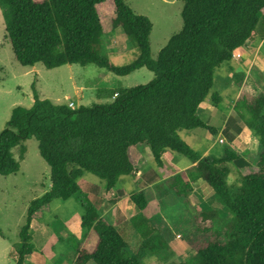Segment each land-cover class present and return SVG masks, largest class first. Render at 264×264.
I'll return each mask as SVG.
<instances>
[{"label":"trees","instance_id":"trees-1","mask_svg":"<svg viewBox=\"0 0 264 264\" xmlns=\"http://www.w3.org/2000/svg\"><path fill=\"white\" fill-rule=\"evenodd\" d=\"M105 1L0 0L4 36L22 66L93 63L115 75L142 66L153 72L145 84L107 91L113 96L108 103L72 108L69 101L53 102L34 91L29 106L11 108L0 129V174L18 171L11 148L18 146L22 158L25 146L21 142L35 138L49 167L50 181L26 208L13 264L25 263L34 249L33 214L53 199L70 197H76L83 209V236L72 247L71 264H145L144 255L160 250H168L171 256L169 241L176 237L175 226L151 213L143 190L129 195L137 208L129 223L140 243L134 254L127 255L121 233L78 183L83 172H89L101 180L109 195L121 176L134 172L143 145L149 146L156 166L161 165L165 149L195 162L191 169L163 180L160 194L172 191L182 205L191 190L188 174L196 173L229 213L225 220L227 214L221 219L213 210L188 212V229L180 236L193 253L185 263L264 264V76L252 81L251 88L244 87L233 104L259 146L253 164L239 171L237 188L227 182V163L237 157L236 152L225 147L220 157L201 156L179 134L195 127L212 130L197 106L206 99L212 104L221 100L213 89L215 71L253 36L264 0H181V28L168 37L155 57L149 44L150 19L135 13L125 0H108L112 3L111 27L121 26L137 49L136 58L124 65L110 63L100 49L104 32L97 7Z\"/></svg>","mask_w":264,"mask_h":264},{"label":"rangeland","instance_id":"rangeland-1","mask_svg":"<svg viewBox=\"0 0 264 264\" xmlns=\"http://www.w3.org/2000/svg\"><path fill=\"white\" fill-rule=\"evenodd\" d=\"M125 2L135 13L146 15L150 19L152 26L149 44L151 56L155 57L168 37L181 28V0H125ZM111 6L112 3L106 0L103 5L97 7L104 32L100 49L110 63L128 64L136 58L137 49L128 40L121 26L111 27L110 18L113 15ZM4 34L0 8V129L5 126L14 105L29 106L32 103L34 91L39 97L48 98L53 102L71 100L75 105H91L112 101L113 96L107 93L110 89L145 84L153 77V72L143 66L125 75H115L93 63L63 64L54 68H46L41 63H36L33 65L36 69L22 66L15 60ZM119 47L123 49L119 50ZM21 143L25 146L22 158L19 157L18 146L11 148L13 157L19 162L18 171L0 174V264H12L8 254L9 245L12 244L14 247L18 245V233L24 223L26 208L31 200L48 188L50 183L49 167L38 152L36 139L29 138ZM257 151L259 152V146ZM235 174V170L231 171L227 176V182L237 188L239 181ZM87 177L101 184V180L89 172H83L80 179ZM82 213L83 209L76 197L66 200L53 199L38 209L35 213L36 218L44 225V229L38 233L34 242L35 248L28 254L29 259L25 263L71 264L74 259L72 247L83 236L80 225ZM217 215L223 219L222 213L218 212ZM228 217L227 214L224 219ZM175 223L176 237L173 238L174 241L173 239L169 241V245L172 241L170 248L172 246L175 253L169 256L168 250H160L144 255L142 261L145 264H190L185 261L193 250L188 248L180 236V233L188 229V224L178 220ZM127 226L123 227L121 224L119 231L127 242V255H132L139 246L140 237L137 241L138 233ZM65 228L69 230L71 236H66Z\"/></svg>","mask_w":264,"mask_h":264},{"label":"crops","instance_id":"crops-1","mask_svg":"<svg viewBox=\"0 0 264 264\" xmlns=\"http://www.w3.org/2000/svg\"><path fill=\"white\" fill-rule=\"evenodd\" d=\"M234 51H237L239 56H232L229 60L222 62L213 77V89L220 93L221 100L217 104H212L206 99L197 106L199 116L213 131L204 127H195L180 130L179 134L201 156L220 157L225 147L236 152L237 157L228 162L227 167L229 173L235 170V175L239 178V171L243 172L246 167L253 164L258 145L250 129L234 110L233 104L244 87L251 88L254 86L252 81H261L262 75L264 76V12L253 36L246 39ZM194 164L195 162L188 158L170 149H165L161 154V165L156 166L152 161L149 146H143L140 149L134 172L121 176L116 186L110 189L109 195L106 194L105 188L92 178L79 179L78 183L88 199L97 205L101 215L107 218L118 231L122 224L123 227L129 225L133 231L138 233L129 223L130 216L137 211L129 195L137 190H143L146 193L148 206L153 215L163 218L174 226L176 220L188 224V212L213 210L229 214L215 199L205 180L196 173L188 174L191 190L182 205L178 204L179 201L172 191L160 194L163 180L178 172L191 169ZM30 227L34 244L38 233L44 229V225L36 218V214L32 216ZM68 232L69 230L65 228L64 233L67 237L70 235ZM138 238L139 234H137V241ZM172 250L174 252L173 248ZM8 254L13 264L16 255L12 244L9 245ZM27 259L29 255L26 256Z\"/></svg>","mask_w":264,"mask_h":264},{"label":"built area","instance_id":"built-area-1","mask_svg":"<svg viewBox=\"0 0 264 264\" xmlns=\"http://www.w3.org/2000/svg\"><path fill=\"white\" fill-rule=\"evenodd\" d=\"M232 56L238 57L239 53L237 51H233ZM68 105L72 108L74 107V103L72 101H69Z\"/></svg>","mask_w":264,"mask_h":264}]
</instances>
